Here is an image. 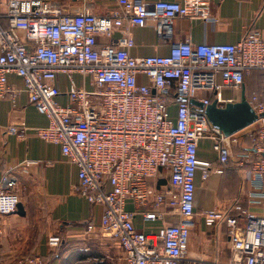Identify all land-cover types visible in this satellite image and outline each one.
Listing matches in <instances>:
<instances>
[{
  "label": "built area",
  "instance_id": "1",
  "mask_svg": "<svg viewBox=\"0 0 264 264\" xmlns=\"http://www.w3.org/2000/svg\"><path fill=\"white\" fill-rule=\"evenodd\" d=\"M115 2L95 15L66 13L50 0H0V101L15 102L20 90L7 79L20 78L29 103L47 120L35 135L59 146L76 167L78 193L102 207L101 231L119 243L123 264H190L185 257L195 175L205 181L222 174L239 144L238 133L225 137L208 124L204 108L211 103L200 95L213 96L219 105L222 89H240L251 71L262 73L263 99H246L258 118L244 129L249 148L236 156L234 166L250 184L247 203H264V32L248 30L237 44L172 42L174 20L212 21L208 0ZM150 22L159 42L168 44V54L132 55L130 29ZM59 74L69 83L65 105L57 101ZM204 138L212 142L216 165L199 158ZM16 186L13 170L2 174L0 217L17 212ZM128 203L144 222L162 220L164 207L179 221L157 235L137 232ZM204 216L224 226L229 264H264V216L239 202ZM58 241L51 237L48 245ZM16 264L42 263L33 256Z\"/></svg>",
  "mask_w": 264,
  "mask_h": 264
},
{
  "label": "crops",
  "instance_id": "2",
  "mask_svg": "<svg viewBox=\"0 0 264 264\" xmlns=\"http://www.w3.org/2000/svg\"><path fill=\"white\" fill-rule=\"evenodd\" d=\"M66 13L84 10L102 15L115 7V0H50ZM146 2L182 0H145ZM212 21L176 19L171 26L172 42L189 41L197 44H237L248 30L264 32V0H208ZM134 56L167 55L169 46L159 42L153 23L144 28H131ZM76 86H82L79 75H72ZM8 84L20 90L14 103L0 101V177L8 170L16 175L15 193L23 214L0 217V264H16L28 257H37L42 264H123L119 243L101 231L102 207L91 205L78 193L77 170L61 154L60 147L39 139L36 129L45 128L47 120L29 103L22 91L20 78L8 76ZM55 84L60 90L57 101L67 103L68 79L59 74ZM86 88L89 87L86 85ZM244 87V85H243ZM240 89H222L221 103L237 102ZM245 93V88H244ZM201 94L200 97H208ZM172 113L174 108L171 107ZM24 128V130H23ZM251 129V127L249 128ZM22 131V132H21ZM243 130L236 136L239 144L232 148L231 158L222 174L212 173L202 181L194 178L192 222L186 260L190 264H229L230 243L222 224L207 220L204 213L221 209L233 202L256 216H264V203L250 205L247 194L250 184L242 169L234 166L236 156L249 148ZM24 134L22 138L17 134ZM211 140L199 142L200 159L212 160ZM264 183V178H263ZM127 211H134L133 226L137 232L157 235L161 228L176 224L178 217L162 208L163 219L144 222L130 203ZM59 239L49 246L48 239Z\"/></svg>",
  "mask_w": 264,
  "mask_h": 264
},
{
  "label": "water",
  "instance_id": "3",
  "mask_svg": "<svg viewBox=\"0 0 264 264\" xmlns=\"http://www.w3.org/2000/svg\"><path fill=\"white\" fill-rule=\"evenodd\" d=\"M240 99L237 102H227L218 106L216 100L204 108L208 124L223 136L228 137L253 125L258 116L246 100L244 87L240 88ZM191 104L202 109V104L191 101ZM17 213L22 215V205H17Z\"/></svg>",
  "mask_w": 264,
  "mask_h": 264
},
{
  "label": "trees",
  "instance_id": "4",
  "mask_svg": "<svg viewBox=\"0 0 264 264\" xmlns=\"http://www.w3.org/2000/svg\"><path fill=\"white\" fill-rule=\"evenodd\" d=\"M243 85L245 88V97L250 100L253 96H257L260 100L263 99L262 94V73L260 71H251L244 76ZM210 103L215 99L213 96L207 95ZM172 101L175 98L172 97Z\"/></svg>",
  "mask_w": 264,
  "mask_h": 264
},
{
  "label": "rangeland",
  "instance_id": "5",
  "mask_svg": "<svg viewBox=\"0 0 264 264\" xmlns=\"http://www.w3.org/2000/svg\"><path fill=\"white\" fill-rule=\"evenodd\" d=\"M57 77V76H56Z\"/></svg>",
  "mask_w": 264,
  "mask_h": 264
}]
</instances>
